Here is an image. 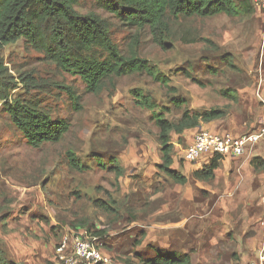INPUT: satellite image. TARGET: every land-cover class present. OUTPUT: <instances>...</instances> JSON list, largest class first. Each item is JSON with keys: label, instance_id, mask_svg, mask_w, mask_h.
Wrapping results in <instances>:
<instances>
[{"label": "rangeland", "instance_id": "rangeland-1", "mask_svg": "<svg viewBox=\"0 0 264 264\" xmlns=\"http://www.w3.org/2000/svg\"><path fill=\"white\" fill-rule=\"evenodd\" d=\"M241 1L234 0L239 8L246 6ZM74 9L104 20L123 55L136 37L138 57L168 85L143 73L114 80L93 95L77 76L63 72L24 40L2 47L4 66L15 85L10 100L30 102L52 120L70 124L61 142L34 149L0 104V245L7 259L66 264L57 252L63 240L69 246L76 233L101 231L98 249L109 264H139L159 251L188 254L191 264H264V206L244 211L230 203L226 187L189 175L193 166L204 165L202 157L190 164L183 160L195 131L171 135V170L188 178L184 185L173 183L158 169L161 154L152 112L137 105L133 93L148 96L174 122L184 108H219L239 115L251 65L264 62V10L251 8L236 17L171 18L173 39L163 51L148 30L126 25L95 0H77ZM66 88L79 96L77 108ZM227 90L237 102L223 95ZM172 98L187 104L175 109ZM67 152L74 154L82 171L70 168ZM113 159L124 170L117 180L108 171ZM109 199L116 202V213L94 205ZM62 254L69 256L70 250Z\"/></svg>", "mask_w": 264, "mask_h": 264}, {"label": "trees", "instance_id": "trees-1", "mask_svg": "<svg viewBox=\"0 0 264 264\" xmlns=\"http://www.w3.org/2000/svg\"><path fill=\"white\" fill-rule=\"evenodd\" d=\"M104 11L118 18L137 31L148 30L154 43L163 51L170 46L173 33L170 19L213 18L219 15L236 17L240 12H250L254 6L249 0H242L239 8L234 0H95ZM248 5H247V3ZM77 0H0V52L3 46L24 42L43 54L63 72L77 76L88 93L100 94L114 80L130 75L147 74L163 86L167 80L162 77L146 60L138 57L136 37L131 41L130 50L123 55L110 38L107 23L94 14L79 15L74 9ZM243 8V9H242ZM258 10V9H257ZM227 64L232 67L231 60ZM15 85L0 53V104L11 124L20 132L26 143L34 149L46 144H57L69 133L67 120H52L50 116L37 109L30 102L10 100V93ZM74 108L80 102L79 96L66 88ZM136 104L152 112L151 119L157 129V141L160 146V164L158 169L175 184L184 185L187 180L170 168L173 164V144L171 135L180 137L185 131L196 129L201 124H208L223 119L227 113L224 109L210 108L203 111L181 110L176 122L167 119L155 103L140 92H133ZM232 102L237 97L229 90L223 94ZM175 109L180 110L187 102L181 98H172ZM168 111V110H166ZM71 169L82 171L83 166L72 152H67ZM222 157L211 158L200 170L192 173L198 181H212L214 171L220 165ZM108 171L114 173L117 180L124 170L118 162L111 160ZM94 205L107 213H116V202L95 201ZM103 232L92 235L100 237ZM126 264H133L126 260ZM0 264H18L8 260L0 245ZM139 264H191L188 254L166 255L159 251L154 258L141 261Z\"/></svg>", "mask_w": 264, "mask_h": 264}, {"label": "crops", "instance_id": "crops-1", "mask_svg": "<svg viewBox=\"0 0 264 264\" xmlns=\"http://www.w3.org/2000/svg\"><path fill=\"white\" fill-rule=\"evenodd\" d=\"M251 68L253 72L248 76L249 87H247L246 90L248 95L245 97L241 96L240 98L239 104L241 113L236 115V112L232 111L223 119L204 124L196 129L188 130V133L195 131L193 138L195 134L199 130H203V128L216 135L230 137H239L248 133H258L263 130L264 62L261 61L258 67L251 65ZM259 69L260 75L257 76L255 72ZM254 93L257 94L259 99H255ZM193 138L189 146L192 144ZM201 157L204 165L201 167L197 165L193 166L189 174L191 177L193 172L207 165L214 155L204 154ZM184 162L187 161L184 160ZM172 167L173 164L170 169H172ZM222 170H224L223 174L218 175L217 173ZM182 175L186 180L188 179L186 173ZM213 182L214 185L218 187H226V190L229 191L228 197L232 198L230 203H233L235 206L242 205L244 211L247 210L253 213L262 209L264 206V138L256 145L250 147L241 157L222 158L219 167L214 171ZM210 192L215 194V192Z\"/></svg>", "mask_w": 264, "mask_h": 264}, {"label": "built area", "instance_id": "built-area-1", "mask_svg": "<svg viewBox=\"0 0 264 264\" xmlns=\"http://www.w3.org/2000/svg\"><path fill=\"white\" fill-rule=\"evenodd\" d=\"M255 9L264 10V0H249ZM264 135V130L258 133H248L239 137L219 136L204 130H199L192 144L184 151V160L193 163L204 154L224 157H241L247 150L256 145ZM92 236V237H91ZM98 238L76 233L72 236L70 245L63 240L57 252L66 264H109V259L102 255L98 249ZM66 250L70 255L65 256Z\"/></svg>", "mask_w": 264, "mask_h": 264}, {"label": "bare ground", "instance_id": "bare-ground-1", "mask_svg": "<svg viewBox=\"0 0 264 264\" xmlns=\"http://www.w3.org/2000/svg\"><path fill=\"white\" fill-rule=\"evenodd\" d=\"M243 9V8H242ZM255 132V131H254ZM257 133V132H256ZM190 164V163H189Z\"/></svg>", "mask_w": 264, "mask_h": 264}]
</instances>
